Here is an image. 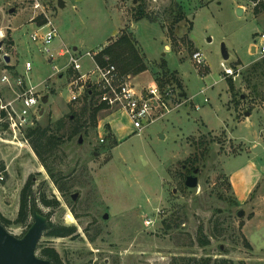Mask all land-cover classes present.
Listing matches in <instances>:
<instances>
[{
  "label": "rangeland",
  "instance_id": "374dc122",
  "mask_svg": "<svg viewBox=\"0 0 264 264\" xmlns=\"http://www.w3.org/2000/svg\"><path fill=\"white\" fill-rule=\"evenodd\" d=\"M46 2L57 30L50 53L31 40L38 20L31 22L29 8L0 0V78L23 76L47 97L33 127L68 124L69 117L85 127L47 156L56 183L30 147L18 144L22 138L17 145L5 142L11 137L0 127L2 216L16 219L19 193L33 176V190L59 203L47 208L38 202L42 214L56 226L75 229L66 238L43 233L38 243L53 248L62 264H190L187 260L202 258L264 264V58L250 51L264 31V0L255 7L245 0H143L153 22L134 21L137 0ZM173 4L185 16L176 25ZM238 4L249 11L239 16ZM122 33L131 34L147 68L130 75L132 83L141 89L170 80L163 90L173 88L175 98L181 94L178 109H158L141 133L124 113L106 118L104 109L93 126L90 112L81 114L83 97L69 101L68 56L58 55L63 46L76 48L87 67L86 53L102 50ZM222 45L228 61L222 59ZM197 51L205 56V67L193 63ZM222 62L237 70L234 99ZM0 92L3 102L14 96L4 85ZM199 142L209 149L196 166L197 187L190 189L184 184L193 175L187 160L202 153ZM199 227L210 240L207 247L197 241ZM7 230L18 238L26 233L25 226ZM36 254L40 257V250Z\"/></svg>",
  "mask_w": 264,
  "mask_h": 264
},
{
  "label": "built area",
  "instance_id": "2783aa9c",
  "mask_svg": "<svg viewBox=\"0 0 264 264\" xmlns=\"http://www.w3.org/2000/svg\"><path fill=\"white\" fill-rule=\"evenodd\" d=\"M15 1L19 5H25L29 8L31 14H33L31 22L41 19L44 21L42 25H35L37 31L31 35V40L38 43L42 51L50 53L49 46L57 38V30L50 16H48L46 0ZM245 1L254 7L260 2V0ZM252 49L255 55L264 58V31L254 38ZM100 51L85 54V57L90 61V65L87 67L81 63L83 56L77 57L76 51L63 46L58 52L59 56H68V63L64 68L70 74L67 82L70 102H76L89 93L98 100L104 110L124 113L138 133H141L145 127L154 122L153 116L158 109L168 113L171 112V109H178L182 105L178 102L181 96L178 95L175 98L173 88L161 93L158 87L152 83L145 88L138 89L132 83L130 75H121L114 65H100L96 61ZM192 61L197 67L206 66L205 56L200 51L192 55ZM221 68L224 78H234L237 74V70L227 67L223 62ZM25 69L26 72L31 70L30 63L25 64ZM0 85L8 87L14 93L12 99L3 102L0 92V109L5 112L2 122L6 125V133L11 137V141L5 142L14 143L18 141V137H21L23 143H19L27 145L26 140H24V132L28 128H33L40 118L42 98L34 87L26 85L23 76L12 80L9 74H3L0 78ZM105 133H107V130ZM101 142H103V139H101ZM3 180V172H0V182Z\"/></svg>",
  "mask_w": 264,
  "mask_h": 264
},
{
  "label": "trees",
  "instance_id": "16d2710c",
  "mask_svg": "<svg viewBox=\"0 0 264 264\" xmlns=\"http://www.w3.org/2000/svg\"><path fill=\"white\" fill-rule=\"evenodd\" d=\"M172 9L175 8V18L173 24H178L181 22L185 16L179 4H173L171 6ZM148 20L153 22L154 20L148 14L145 4L143 0H137L136 10L134 13V21L138 22L140 20ZM43 20L38 21V25L43 24ZM12 45V41L9 42ZM107 59V60H106ZM96 61L105 66L107 64L114 65L118 72L121 75H138L147 70L144 58L139 54L138 48L134 44L132 40L131 34L122 33L120 36L113 41L112 43L105 46L100 53L96 57ZM9 67V66H7ZM12 70V68H10ZM167 76L169 75L168 71H165ZM173 83H176L177 87L181 89V84L177 80H174ZM158 88H160V92L164 93L163 88L164 84L170 80H166L165 83H162L161 80H156ZM172 81V80H171ZM226 83L228 85V92L232 96V99L235 98L236 92L235 87L232 81V78H226ZM84 105L81 109V114H84L87 111L90 112V121L93 126L96 125V117L98 113L104 109L98 103V100L95 99L93 95L87 93L84 97ZM5 112L0 109V127L6 128L4 122ZM68 124L64 123L62 120L56 121L54 124L41 127L35 126L33 128H28L24 132V140H26L27 145L34 152L37 159L43 168L47 171L48 175L51 179H53L56 183L55 177L47 164V156H52L57 151L58 147L65 141L71 140L75 136L79 135L85 127V124H80L78 119L68 118ZM203 147L201 154H195L189 158L187 161L191 162V170L192 172L196 169L198 162L201 158H203L204 154L208 153L209 145L207 144H197V148ZM191 159V160H190ZM4 168L0 165V172H3ZM34 187V178L33 176H29L26 180L24 186L22 187L19 193V207L16 219L11 221L2 216L0 213V223L6 229L10 226H25L26 231L32 224V215L33 212H38L43 215L41 210L38 208L37 203L39 202L42 206L47 208H56L59 206V203L54 198L47 199L44 194L35 192L33 190ZM61 192L63 190L59 188ZM64 193V192H63ZM44 216V215H43ZM75 233V229L73 227H62L56 226L49 222L48 229L44 232V235L52 238H66L72 237ZM20 238V237H19ZM197 241L200 246L207 247L210 244V240L204 236L202 228H198L197 230ZM40 250V257L48 260L51 264H62V261L58 255V253L53 248H41L37 245L36 251ZM190 264H245L243 261L234 263L231 260L227 259H215L211 260V258H202L199 260H187Z\"/></svg>",
  "mask_w": 264,
  "mask_h": 264
},
{
  "label": "water",
  "instance_id": "95a60500",
  "mask_svg": "<svg viewBox=\"0 0 264 264\" xmlns=\"http://www.w3.org/2000/svg\"><path fill=\"white\" fill-rule=\"evenodd\" d=\"M58 6L62 8L63 3L59 1ZM237 14L239 16L242 15L241 8L237 9ZM221 55L223 61H228L229 54L224 45H222ZM5 62L7 64L10 62V59L7 56ZM46 102L47 97L42 98L41 104H46ZM42 113L43 110H41L40 115H42ZM192 173L193 175L188 176L184 183L185 186L190 189L197 187L198 180L194 175L198 173V169H195ZM77 197L78 194L71 196L72 200H76ZM241 215L242 212H239L238 216ZM104 218L106 219L107 215H105ZM32 220V224L26 233L20 238L12 235L0 223V264H51V262L36 254L37 245L41 240L43 233L48 229L49 220L38 212H33Z\"/></svg>",
  "mask_w": 264,
  "mask_h": 264
},
{
  "label": "crops",
  "instance_id": "0c3cea01",
  "mask_svg": "<svg viewBox=\"0 0 264 264\" xmlns=\"http://www.w3.org/2000/svg\"><path fill=\"white\" fill-rule=\"evenodd\" d=\"M237 8H241L242 9V13H244V12H246V11H249L248 10V6H243L242 4H238L237 5ZM252 13V12H251ZM252 15H253V17H254V19L256 18V16H255V13H252ZM14 40V39H13ZM15 42V41H14ZM106 45V44H105ZM104 45V46H105ZM73 50H77L76 48H73ZM251 50H253L252 49V45H251V48H250V51ZM85 65H87V66H89L90 64L87 62V63H85ZM9 67H13V65H9ZM15 73L17 72V70H16V68L13 70ZM3 75V74H2ZM180 96H181V94H180ZM182 96H184V94H182ZM42 110V109H41ZM108 113H109V115H107V117L106 118H108L109 116H111V115H113V114H115V113H119V112H110V111H107ZM41 113V112H40ZM43 114V113H42ZM105 131L106 130H104V133H105ZM109 130H107V133H105V134H108L109 132H108ZM10 144H12V145H17V143H10ZM18 144H20V143H18ZM20 146L22 147V144H20Z\"/></svg>",
  "mask_w": 264,
  "mask_h": 264
},
{
  "label": "flooded vegetation",
  "instance_id": "af4514ba",
  "mask_svg": "<svg viewBox=\"0 0 264 264\" xmlns=\"http://www.w3.org/2000/svg\"><path fill=\"white\" fill-rule=\"evenodd\" d=\"M188 177V176H187Z\"/></svg>",
  "mask_w": 264,
  "mask_h": 264
}]
</instances>
